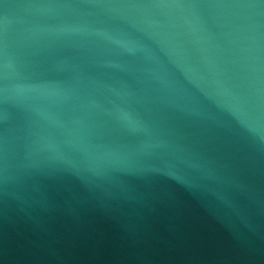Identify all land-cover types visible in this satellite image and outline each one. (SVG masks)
Segmentation results:
<instances>
[{"label":"water","instance_id":"95a60500","mask_svg":"<svg viewBox=\"0 0 264 264\" xmlns=\"http://www.w3.org/2000/svg\"><path fill=\"white\" fill-rule=\"evenodd\" d=\"M0 264H264V0H0Z\"/></svg>","mask_w":264,"mask_h":264}]
</instances>
